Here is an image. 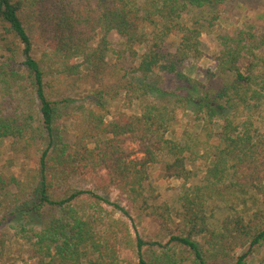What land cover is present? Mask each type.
I'll return each instance as SVG.
<instances>
[{"label":"trees","instance_id":"16d2710c","mask_svg":"<svg viewBox=\"0 0 264 264\" xmlns=\"http://www.w3.org/2000/svg\"><path fill=\"white\" fill-rule=\"evenodd\" d=\"M214 1L0 0V141H20L27 163L19 176L10 160L0 165V227L11 217L25 223L13 228L24 259L2 239L0 264H248L264 250V131L250 121L264 113V32L218 28L225 0ZM215 27L214 66L194 80L188 67ZM120 71L132 77L136 111L79 108L65 141L56 123L68 101L55 100V75H84L96 88ZM167 78L171 92L160 87ZM165 98L192 112L203 154L186 158L166 138L174 118ZM165 153L163 180L186 181L189 165L204 162L200 184L174 209L150 202L149 168ZM218 201L227 212L214 223ZM147 215L154 241L132 232Z\"/></svg>","mask_w":264,"mask_h":264},{"label":"rangeland","instance_id":"374dc122","mask_svg":"<svg viewBox=\"0 0 264 264\" xmlns=\"http://www.w3.org/2000/svg\"><path fill=\"white\" fill-rule=\"evenodd\" d=\"M207 1L211 8L215 9L217 7L214 0ZM222 10L221 19L217 24L218 28L225 30H231L234 28L247 30L252 29L255 30L256 35L264 32V0H225L222 3ZM216 29L217 27L213 28L209 33L202 35L201 48L203 55L198 61L192 63L188 67L190 76L194 80L202 81L204 71L211 69L214 66L213 59L218 52L217 42L214 38V31H216ZM98 41L99 37L97 36L92 45H97ZM112 41L115 42L114 44H116L115 47L117 50L122 48L119 42L120 40L114 38ZM261 58L262 61L259 63V66L261 67L258 70L264 71V58ZM111 67L112 66H109L110 69ZM55 76L58 80L56 85L58 92L55 95V100L57 102L60 100L68 101V105L64 103L60 104L61 118H59L56 123L61 130V136L65 141L71 139V114L79 108L84 110L89 108L98 110L101 105L104 106L109 113L114 111H136L134 106L136 101L131 103V99L134 95L127 87L128 82L131 81L132 77L124 74L123 71L118 72L115 77L105 79L103 81V86H97L96 88L91 87L88 77H85L84 75L72 76L69 78H63L57 75ZM134 81L140 84L141 79L136 78ZM160 87L167 92L174 90V84L170 78H167L166 81L160 85ZM99 96L102 100L105 98L108 101V104L105 105L103 102H99ZM165 101H168V98L163 99V102L160 103V105L165 104L171 110L173 107L175 108L174 104ZM174 108L173 113H171L173 114L174 121L170 126V130L167 133L166 138L175 142L183 150V155L186 156V158L193 157L191 156L189 149L198 155L203 154L202 148L206 138L205 132L199 124L193 122V114L190 110L185 111ZM226 112L229 113V111ZM254 116L255 117L250 118L253 128H256L260 132L264 131V113L257 112ZM244 117L245 116L241 114L235 122H240L241 120L244 121ZM220 126L221 121L217 119L213 121L212 126H209L208 132H211L212 137H216ZM20 145L21 142L17 140L0 141V165H4L8 162V160H10L12 162V172L16 176H19L20 170L23 166L27 167V163L21 159L19 154ZM161 158L162 161L160 163L152 165L149 168L150 185L153 188L154 196H156V198L151 199L150 202L156 206L166 204L172 209L178 208L182 197L193 186L200 184L203 177L202 172L204 170V162L201 163L197 159V161H194L192 165H189V170H191L192 174L188 180L169 181L162 179V172L163 165L165 163L164 161L170 157L168 153H165L161 155ZM121 206L124 208L126 207L124 204H121ZM252 207L253 204L251 203V200L248 199L246 208L251 209ZM239 208L242 209L244 207L240 205ZM223 211L227 212L225 205L219 201L215 203V211L213 212L215 219H212V222L217 223L224 215ZM131 214L133 215V213ZM46 216L47 215H44L43 219ZM120 217L121 216L119 214L115 215V218ZM40 222V219H36L37 224H40ZM20 224L23 225L25 223L24 221H19L16 217H11L4 222L2 227H0V240L3 239L5 241L4 243L8 250V254L18 263L24 259L23 248L25 249V247L21 240L15 239V231L13 228L21 226ZM132 226L135 227L132 228V232L134 234H139L145 240L154 241L157 224L152 217L147 215V217H144L141 221L134 218ZM239 255H241V253H238V256ZM263 258L264 250H260L258 253H255L250 257L248 264H259Z\"/></svg>","mask_w":264,"mask_h":264}]
</instances>
